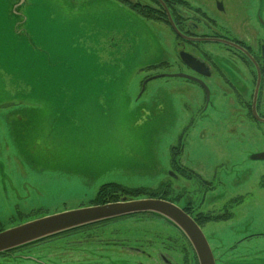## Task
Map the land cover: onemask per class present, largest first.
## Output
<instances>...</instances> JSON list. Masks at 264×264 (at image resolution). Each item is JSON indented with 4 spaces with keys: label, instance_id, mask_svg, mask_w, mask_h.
I'll list each match as a JSON object with an SVG mask.
<instances>
[{
    "label": "rangeland",
    "instance_id": "obj_1",
    "mask_svg": "<svg viewBox=\"0 0 264 264\" xmlns=\"http://www.w3.org/2000/svg\"><path fill=\"white\" fill-rule=\"evenodd\" d=\"M123 1L0 0V228L77 209L115 182L159 191L193 219L202 200V213L230 211L227 220L199 224L216 264H264V160L251 159L264 152V132L251 118L242 122L245 110L229 105L212 80L206 107L197 84L159 77L189 74L178 60L179 39L167 21L147 20ZM186 1L221 20L215 0ZM197 48L224 55L214 43ZM188 169L214 189L206 194ZM114 220L117 239L135 246L153 239L143 248L171 254L168 264L195 259L184 234L161 217ZM64 244L59 237L42 245V260L65 259ZM119 254H111L113 264L162 262L137 250ZM21 259L10 264H32Z\"/></svg>",
    "mask_w": 264,
    "mask_h": 264
},
{
    "label": "flooded vegetation",
    "instance_id": "obj_2",
    "mask_svg": "<svg viewBox=\"0 0 264 264\" xmlns=\"http://www.w3.org/2000/svg\"><path fill=\"white\" fill-rule=\"evenodd\" d=\"M154 1L158 4L160 11L163 13L159 15L160 19L167 21L170 25L164 9L156 0ZM214 2L218 14L222 17L221 20L223 19L222 21L207 15V13L201 8L192 5L196 9V11H192L197 17L196 20H204V22H206L205 28H207L206 30L208 32H201L200 24L197 21L189 18V16H185V13L187 12H184L180 7L168 6L177 28L185 36L193 38L221 39L225 41L223 43L214 41L192 42L181 38L174 32L179 39L178 48L180 51H178V60L180 61L181 66L189 72V74H183L200 79L205 83V85H207V80H212L215 86L220 88L229 105L235 101L239 103V109L245 110V113H243V117L241 118L242 122L246 118H251L254 124L257 125L258 131L263 133L264 129H262V126H264V122L255 119L253 115V109H256L259 117L264 120V0H215ZM197 9H199V11H197ZM202 43H214L221 46L224 55L219 60L218 57L213 56L207 50H203L201 48L198 49L197 46H201ZM185 47H190L192 50L197 51V55H195L192 51L185 49ZM181 52H186L200 60L204 64L203 69L209 73V76L201 75L188 67L180 57ZM161 64L164 66L165 61L157 64H150L148 66ZM183 79L188 82L190 81L195 83L203 89L200 83L186 78ZM150 81L151 80L147 81L146 83L145 80L142 81V92L145 90V86L143 87L144 83L146 85ZM207 87L209 88L208 85ZM204 94L205 106L208 107L211 104L210 88L208 99L205 91ZM171 164L173 168L172 161ZM181 166L183 165L181 164ZM108 183L115 182H107L104 184ZM163 185L164 183L160 186L162 187ZM200 186V189H202L203 186ZM204 187H207V190L204 191L207 194V192L212 191L215 186L211 183L207 185L204 184ZM96 195L90 201H88L87 204L81 202L82 204L78 208L87 205H100L94 204L93 202L96 198ZM203 201L204 200H202L199 207L196 208L197 211L196 215L194 216L195 221H201L199 215L202 213L200 211V207H203ZM205 214H210V212ZM144 215L157 216L154 214H143L139 216ZM114 221L115 220H105L83 226L65 232V234H59L56 237L54 236L46 238L20 248L0 253V264H10V261L12 260L21 262L26 261L21 258H29L28 261H30L32 264H43L42 262H52V264H113L111 254L117 252H120V254H122V252L133 253L134 250H137L138 253L145 255L149 262L154 263L155 258L162 260V262L158 260V264H168L170 262V260L168 261L165 256L172 257L171 254H165L162 251H158V257H155L156 251L153 252L143 248V246L146 245L148 249H151L152 246L148 244V242L151 243L153 239H147L145 244H142L141 242L135 243L139 246H135L128 242L117 239L113 231L109 228ZM165 222L169 223L167 220H165ZM0 231H3V229L0 228ZM59 237L65 238V244L63 245L65 248L63 249L65 252V259L55 260L48 258L47 260H42L44 257L43 252L46 248H43L41 251H38V249L42 245H44L43 247L47 246L45 244H48ZM153 243L154 242H152V245ZM31 250L36 251V253L26 254V251ZM152 252L154 254H152ZM194 257L196 259L195 252ZM195 259L192 261L195 264H198L197 260ZM189 263L184 261V264Z\"/></svg>",
    "mask_w": 264,
    "mask_h": 264
},
{
    "label": "water",
    "instance_id": "obj_3",
    "mask_svg": "<svg viewBox=\"0 0 264 264\" xmlns=\"http://www.w3.org/2000/svg\"><path fill=\"white\" fill-rule=\"evenodd\" d=\"M167 14L168 21L173 31L181 38L192 42H219L221 39L193 38L185 36L176 26L169 7L164 0H156ZM182 61L195 72L209 76L203 69V63L192 55L181 52ZM179 77L200 83L209 98V88L205 83L193 76L178 73L166 74L159 77ZM148 81V80H147ZM145 81V83L147 82ZM145 83L143 87L145 86ZM255 119L263 121L253 109ZM252 160H264V152L251 155ZM142 214H154L172 223L188 239L197 257L198 264H216V259L211 247L205 237L201 227L195 219L188 215L176 204L157 198L127 199L109 202L100 205L80 207L74 210L60 212L44 217H40L21 225L0 231V253L13 250L30 243H34L46 238H50L83 226L113 220L122 217Z\"/></svg>",
    "mask_w": 264,
    "mask_h": 264
},
{
    "label": "trees",
    "instance_id": "obj_4",
    "mask_svg": "<svg viewBox=\"0 0 264 264\" xmlns=\"http://www.w3.org/2000/svg\"><path fill=\"white\" fill-rule=\"evenodd\" d=\"M156 6L152 7L149 5H142L141 3H131L128 0H124L123 2L126 3L127 6H129L132 10L136 11L140 16H142L143 18L147 19V20H158L160 19L159 15L163 14L160 9L158 4L154 1L151 0ZM164 2L166 3L167 6L169 7H186L189 10H195L196 9L190 5L187 1L185 0H164ZM197 11H199V9H197ZM182 145V138H180V142L178 144V146L173 147L171 149V161L173 163L174 166H176L177 164V158H179V154L174 152L177 150V148H179V146ZM189 171H191L192 175L195 176L197 179L200 180V182H202L203 184L207 185L210 184L207 181H205L204 179H202L198 174H196L195 172H193L192 170L188 169ZM264 182V180H263ZM112 192H116V194L113 196V194H111ZM122 194H124V196H129L131 198H139L142 196H146L148 198H160V199H164V200H168L165 196H163V194L159 191L156 190H152L149 188H129V187H124L122 185L116 184V183H108V184H104L102 185L97 192L96 198L94 199V204H103L106 202H114V201H118V197ZM109 194H111V196H109ZM119 194V195H118ZM109 196V197H108ZM108 199V200H107ZM243 201V198H236L233 199L231 201L232 205L235 206L239 203H241ZM233 214L226 210L225 213L223 214H205V213H201L199 215L201 221H197L198 224H205L207 222L210 221H222V220H227L229 219Z\"/></svg>",
    "mask_w": 264,
    "mask_h": 264
}]
</instances>
